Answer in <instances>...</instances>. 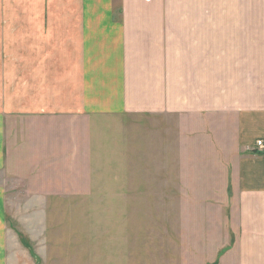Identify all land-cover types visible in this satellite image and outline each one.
I'll use <instances>...</instances> for the list:
<instances>
[{
  "label": "crops",
  "instance_id": "1",
  "mask_svg": "<svg viewBox=\"0 0 264 264\" xmlns=\"http://www.w3.org/2000/svg\"><path fill=\"white\" fill-rule=\"evenodd\" d=\"M28 6L36 15L9 19L0 0V175L9 169V122L32 121L50 134L41 126L87 112L222 108L234 117L241 155L226 200L228 237L201 264H264V0H28L16 9ZM205 55L206 78L189 75L182 60ZM65 195L38 196L58 203ZM79 196L72 203L132 201ZM120 225L95 232L86 264H158L151 248L136 256ZM15 238L0 182V264L20 263Z\"/></svg>",
  "mask_w": 264,
  "mask_h": 264
},
{
  "label": "rangeland",
  "instance_id": "2",
  "mask_svg": "<svg viewBox=\"0 0 264 264\" xmlns=\"http://www.w3.org/2000/svg\"><path fill=\"white\" fill-rule=\"evenodd\" d=\"M7 1L9 19L36 15L30 6L16 9L28 0ZM182 61L189 75L206 78V55ZM139 108L55 118L41 126L50 134L32 121L9 122V169L0 182L19 264H86L98 247L95 232L120 224L136 256L151 248L158 264H201L212 257L209 246L223 248L232 166L241 155L234 117L222 108ZM97 191L132 201L72 203ZM49 192L69 201L39 200Z\"/></svg>",
  "mask_w": 264,
  "mask_h": 264
},
{
  "label": "built area",
  "instance_id": "3",
  "mask_svg": "<svg viewBox=\"0 0 264 264\" xmlns=\"http://www.w3.org/2000/svg\"><path fill=\"white\" fill-rule=\"evenodd\" d=\"M258 146L261 147L262 146V142H258Z\"/></svg>",
  "mask_w": 264,
  "mask_h": 264
}]
</instances>
